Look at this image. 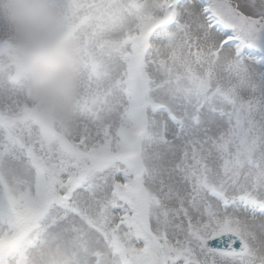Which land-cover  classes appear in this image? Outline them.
<instances>
[{
  "label": "snow or ice",
  "instance_id": "obj_1",
  "mask_svg": "<svg viewBox=\"0 0 264 264\" xmlns=\"http://www.w3.org/2000/svg\"><path fill=\"white\" fill-rule=\"evenodd\" d=\"M80 50L47 123L0 17V264H264V0H55Z\"/></svg>",
  "mask_w": 264,
  "mask_h": 264
},
{
  "label": "clouds",
  "instance_id": "obj_2",
  "mask_svg": "<svg viewBox=\"0 0 264 264\" xmlns=\"http://www.w3.org/2000/svg\"><path fill=\"white\" fill-rule=\"evenodd\" d=\"M0 12L11 22L38 112L49 124L70 121L80 52L53 0H0Z\"/></svg>",
  "mask_w": 264,
  "mask_h": 264
},
{
  "label": "bare ground",
  "instance_id": "obj_3",
  "mask_svg": "<svg viewBox=\"0 0 264 264\" xmlns=\"http://www.w3.org/2000/svg\"><path fill=\"white\" fill-rule=\"evenodd\" d=\"M0 17H2L4 19V21L6 22V24L8 25V27L11 29L12 35L14 37L13 28H12L11 22L8 19L7 15L5 13H3V12H0ZM14 39H15V37H14ZM16 45H17V43H16Z\"/></svg>",
  "mask_w": 264,
  "mask_h": 264
},
{
  "label": "rangeland",
  "instance_id": "obj_4",
  "mask_svg": "<svg viewBox=\"0 0 264 264\" xmlns=\"http://www.w3.org/2000/svg\"><path fill=\"white\" fill-rule=\"evenodd\" d=\"M53 2L55 3V0H53ZM57 10V9H56ZM58 11V10H57ZM59 13V12H58ZM60 14V13H59ZM61 15V14H60ZM61 17H62V15H61ZM63 18V17H62ZM69 31V30H68ZM69 33L71 34V36L75 39V41L77 42V40H76V38L74 37V35L69 31ZM77 44H78V42H77ZM17 47H18V45H17ZM78 47H79V45H78ZM79 52H80V50H79ZM79 76H80V66H79V72H78V81H79ZM77 89H78V83H77ZM31 94H32V92H31ZM32 100H33V104L35 105V107H36V109L38 110V108H37V106H36V102H35V100H34V98H33V95H32Z\"/></svg>",
  "mask_w": 264,
  "mask_h": 264
},
{
  "label": "water",
  "instance_id": "obj_5",
  "mask_svg": "<svg viewBox=\"0 0 264 264\" xmlns=\"http://www.w3.org/2000/svg\"><path fill=\"white\" fill-rule=\"evenodd\" d=\"M53 125H55V124H53Z\"/></svg>",
  "mask_w": 264,
  "mask_h": 264
}]
</instances>
